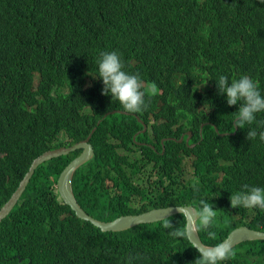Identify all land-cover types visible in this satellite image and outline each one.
Instances as JSON below:
<instances>
[{
	"label": "trees",
	"instance_id": "16d2710c",
	"mask_svg": "<svg viewBox=\"0 0 264 264\" xmlns=\"http://www.w3.org/2000/svg\"><path fill=\"white\" fill-rule=\"evenodd\" d=\"M102 51H116L124 71L155 83L146 110L127 113L101 94ZM220 75H247L264 96V0H0V206L34 157L91 133L93 156L72 176L91 216L106 221L208 199L219 226L209 229L216 240L198 233L205 244L240 225L264 231V210L229 200L245 184L264 188V142L246 139L248 129H264L233 127L239 103L217 93ZM80 152L36 167L0 221V264H194L195 247L169 236L161 220L102 232L78 218L56 180ZM169 218L174 226L185 220ZM234 249L220 264H264V240Z\"/></svg>",
	"mask_w": 264,
	"mask_h": 264
},
{
	"label": "clouds",
	"instance_id": "9594fccd",
	"mask_svg": "<svg viewBox=\"0 0 264 264\" xmlns=\"http://www.w3.org/2000/svg\"><path fill=\"white\" fill-rule=\"evenodd\" d=\"M96 64L97 75L95 77L102 81V95L110 96L111 99L118 101L127 113H138L147 109L146 96L149 92L153 95L156 94L155 83L148 87L138 73L129 74L124 71V63L116 51L100 52ZM216 88L219 95L226 97L227 105L234 106L239 103L238 110L234 112L235 119L232 122L234 128L242 129L246 124L251 125L256 122L258 128L264 129V120L256 121L255 117L256 113L264 112V96H261L256 82L251 77L242 75L239 79L229 82L226 76L220 75L216 80ZM114 112L111 110L104 116ZM99 122L100 120L97 121V124ZM257 135L264 142V130L258 132L254 128L247 130L246 139H254ZM191 186L194 190H198L197 184L193 183ZM229 200L232 208L264 210V188L245 184L240 191L232 193ZM177 211L181 216L183 215L181 208H177ZM218 211L214 210L208 199H199L195 206L190 208L182 226H174L167 215L160 220L162 227L170 230L167 234L173 238L190 241L192 235L204 231L209 240H216L217 233L209 229L219 226L217 223ZM195 249L198 258L194 260V264H220V262L233 259L236 256L234 246L228 240L212 246L195 247ZM132 259L134 257L130 256L129 261Z\"/></svg>",
	"mask_w": 264,
	"mask_h": 264
},
{
	"label": "water",
	"instance_id": "95a60500",
	"mask_svg": "<svg viewBox=\"0 0 264 264\" xmlns=\"http://www.w3.org/2000/svg\"><path fill=\"white\" fill-rule=\"evenodd\" d=\"M143 126L144 127L142 128L141 131H144L145 129V125ZM215 130H217L216 127H215ZM90 137H91V133L88 134L86 138L80 139L77 142L73 143L72 145L59 146V147H55L52 149H47L41 152L40 154H38L36 157H34L27 171L25 172L23 177L20 179L15 190L11 193L9 198L0 206V221L8 215V213L12 210L14 205L17 203L31 175L33 174L34 170L39 164L49 159H52L54 157L60 156V155H67L69 152L74 151L76 149H81V152L77 156L72 158L60 171L57 177V180H56V189L63 203L67 204L70 207V209L73 210L74 214L78 218L89 221L91 224L98 227L102 232L123 231L135 225L141 224V223H151V222L160 221V218L164 217L165 215L169 217L173 214L179 213L177 211V208H181L183 210L184 217H186L189 214L190 208L194 207L193 205H190V204L155 207V208H151V209H148L140 213H136V214L130 213V214L119 215L111 220H106V221L97 219L91 216L90 214H88L79 205V203L77 202L75 198V195L72 189V176L77 167H79L86 161L90 160L91 157L93 156V147L91 143L89 142ZM183 137L184 135H181L178 141H181ZM190 137H191V131H187L186 137H185L186 143L189 141ZM190 146H193V144H190ZM164 210H167V211L165 212ZM256 239L264 240V231L259 230V229L250 228L247 225H240L230 230L222 241L228 240L229 243L235 246L241 242L249 241V240H256ZM189 242L194 247H199V246H204V245L212 246V245L205 244L201 240L199 234L192 235L191 240Z\"/></svg>",
	"mask_w": 264,
	"mask_h": 264
},
{
	"label": "rangeland",
	"instance_id": "374dc122",
	"mask_svg": "<svg viewBox=\"0 0 264 264\" xmlns=\"http://www.w3.org/2000/svg\"><path fill=\"white\" fill-rule=\"evenodd\" d=\"M221 134H224V133H221ZM184 166H185V169H186L188 175L191 176L190 171H189L191 167H190L189 163L186 162V163L184 164Z\"/></svg>",
	"mask_w": 264,
	"mask_h": 264
}]
</instances>
